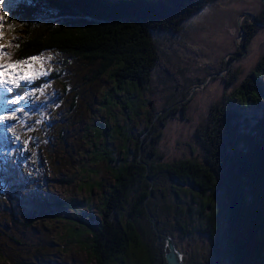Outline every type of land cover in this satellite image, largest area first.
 Instances as JSON below:
<instances>
[{
	"label": "trees",
	"instance_id": "1",
	"mask_svg": "<svg viewBox=\"0 0 264 264\" xmlns=\"http://www.w3.org/2000/svg\"><path fill=\"white\" fill-rule=\"evenodd\" d=\"M217 1L4 0L15 36L0 64L33 66L43 54L57 59L55 69L18 79L8 96L53 83L48 89L63 98L57 110L70 117L56 141L42 137L38 146L51 144L56 168L65 160L42 193L28 190L34 183L28 178L2 183L1 264H166L165 237L179 249L203 236L212 239L215 263L262 264L264 54L245 75L231 64L260 30L247 17L252 30L242 27L241 49L234 44L230 65L222 61L212 70L224 85L222 97L173 152L162 146L168 125L189 121L187 102L204 82L175 64L173 42ZM263 1L259 13L241 15L264 25ZM59 187L67 188L61 196L52 193ZM218 232L222 255L213 239ZM196 249L183 264H209ZM77 255L84 260L74 261Z\"/></svg>",
	"mask_w": 264,
	"mask_h": 264
},
{
	"label": "rangeland",
	"instance_id": "2",
	"mask_svg": "<svg viewBox=\"0 0 264 264\" xmlns=\"http://www.w3.org/2000/svg\"><path fill=\"white\" fill-rule=\"evenodd\" d=\"M261 1L263 0H218L191 19L189 26L181 32L177 38L178 40L173 42L174 52H170L175 64L181 68H187L190 79H200L204 82L200 87L198 86L199 88H194L195 93L187 102L189 121H181L178 125L173 123L164 129L162 146L168 154L176 149L177 142H185V136L196 127L199 117L203 116L208 106L222 97L225 89L224 85L220 77H217L219 74H214L212 70L214 67L222 66V61L230 65L229 61L234 44L241 49L240 41L244 39V35L240 36L242 27L248 33L252 30L249 24L244 23V18L239 19L241 11L250 10L253 13H259ZM250 16L253 15L250 14ZM2 46L6 48L8 43L6 41L1 42L0 51ZM263 54L264 28L255 33L247 48L246 55H243L238 62L234 59L231 64L239 66L245 75L254 67ZM43 55V59L37 61V64L31 67L26 65V68L14 69L13 72L4 73L6 84L0 87V90L10 88L16 84L20 76L30 79L35 71L55 69L57 59L54 57L48 59L50 56ZM59 60L63 61L65 57H61ZM73 64H71V67ZM67 66L66 64L64 68ZM71 70H75L76 75L79 76L77 64ZM207 73L210 74L206 77ZM52 86L53 83H50L47 87L40 86L36 88L22 97L19 100L20 103L17 100L12 101L9 109L0 115V193L3 192V182H9L14 186L15 180L23 177L34 181L32 185H27L28 190L31 193L40 194L44 191L48 180L52 182L57 178L58 172L65 165V160H61L57 168L50 162L47 147L51 144L38 149V146L44 141L42 137H49L56 141L58 127L70 117V115L57 110L62 104L63 98H58L57 93L52 94L50 92L48 88ZM36 123L39 125L38 130H35ZM25 150L30 155L29 158L19 156L18 151L24 152ZM34 154L35 156L32 157ZM58 155H60V150H58ZM59 158L61 159V157ZM66 191L67 188L62 189L59 187L53 188L52 193L61 196ZM262 230H264V225ZM213 239L220 244L219 253L222 255V235L218 232ZM190 242L180 243L179 250L185 252L186 245H188L190 247L189 251L187 250L189 253L192 247L197 245L195 253L200 256L199 261L201 263L208 260L209 264H229L223 258L217 259L218 262L215 263L216 259L211 253L213 243L210 237L195 238L193 239L194 244ZM246 243H250V241ZM241 245L244 246L245 244ZM61 258L66 259L65 261L70 259L69 255ZM73 258L77 263L84 260L81 255ZM262 264H264V261Z\"/></svg>",
	"mask_w": 264,
	"mask_h": 264
},
{
	"label": "water",
	"instance_id": "3",
	"mask_svg": "<svg viewBox=\"0 0 264 264\" xmlns=\"http://www.w3.org/2000/svg\"><path fill=\"white\" fill-rule=\"evenodd\" d=\"M245 17H247L248 20H249V22L251 24H253L256 28H258V29L264 28V25H258V24H256L255 21L250 16V14H248V13H245V14L240 15L239 16V19L242 20ZM241 32L242 33H240V36H243L242 29H241ZM220 76H222V74H220ZM207 210H210V208L207 207ZM159 241H161V240H159ZM163 241H164L165 249H166V253L164 255V260H165L166 264H183L184 258L187 256V253H188L190 247L188 245H186V250H185V252H183L182 250H179V249H177L175 247V244H174V241H173L172 238L165 237L163 239ZM186 251H187V253H186Z\"/></svg>",
	"mask_w": 264,
	"mask_h": 264
},
{
	"label": "snow or ice",
	"instance_id": "4",
	"mask_svg": "<svg viewBox=\"0 0 264 264\" xmlns=\"http://www.w3.org/2000/svg\"><path fill=\"white\" fill-rule=\"evenodd\" d=\"M16 47H19V45H16ZM5 57H6V54L0 53V58H5ZM42 59L43 58L40 56L32 58L33 61H41ZM48 59H51V57H48ZM21 65H28L29 67H31V65H29V62L27 60H20V61L15 62L14 64H7V65L0 64V87H3L6 84V80L4 79L5 70L7 68H17V67H20ZM26 78L27 77L20 76L18 79H26Z\"/></svg>",
	"mask_w": 264,
	"mask_h": 264
},
{
	"label": "clouds",
	"instance_id": "5",
	"mask_svg": "<svg viewBox=\"0 0 264 264\" xmlns=\"http://www.w3.org/2000/svg\"><path fill=\"white\" fill-rule=\"evenodd\" d=\"M261 229V228H260Z\"/></svg>",
	"mask_w": 264,
	"mask_h": 264
}]
</instances>
